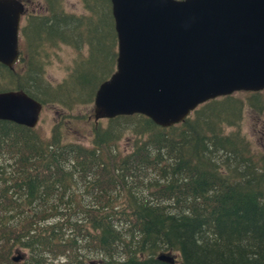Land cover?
Listing matches in <instances>:
<instances>
[{
	"label": "trees",
	"instance_id": "16d2710c",
	"mask_svg": "<svg viewBox=\"0 0 264 264\" xmlns=\"http://www.w3.org/2000/svg\"><path fill=\"white\" fill-rule=\"evenodd\" d=\"M109 1L86 0L88 15L57 0L24 14L20 56L13 68L0 63L13 77L0 91L69 110L92 103L116 65ZM45 42L91 45L73 83L45 81ZM104 49L110 71L89 91L90 80H76L80 66ZM263 92L247 93L250 111L262 110ZM241 101L237 93L208 100L166 128L141 114L93 121L89 145L71 139V118L49 135L0 120V264H264V151L241 132ZM217 149L227 153L212 157Z\"/></svg>",
	"mask_w": 264,
	"mask_h": 264
},
{
	"label": "water",
	"instance_id": "95a60500",
	"mask_svg": "<svg viewBox=\"0 0 264 264\" xmlns=\"http://www.w3.org/2000/svg\"><path fill=\"white\" fill-rule=\"evenodd\" d=\"M110 2L116 69L95 92V121L141 114L166 128L210 99L264 89V0ZM23 12L21 0H0V63L10 68ZM42 106L23 90L0 91V120L34 128Z\"/></svg>",
	"mask_w": 264,
	"mask_h": 264
},
{
	"label": "rangeland",
	"instance_id": "374dc122",
	"mask_svg": "<svg viewBox=\"0 0 264 264\" xmlns=\"http://www.w3.org/2000/svg\"><path fill=\"white\" fill-rule=\"evenodd\" d=\"M23 1H27L28 11H36L33 14L45 13V9L47 7L46 0ZM85 1L86 0H57V6H59V9L61 8L64 12L75 16L88 15L89 13H87ZM88 2L94 3V0H88ZM45 35L48 36V33ZM86 45L91 49V45L86 42L80 49H76L70 44L64 42H58L56 45H53L52 42H45L41 48L43 52H41L40 56V60L44 65L43 78L45 81L52 87H57L68 80L73 83L71 79V71L76 62L78 64L82 58L87 55L88 51ZM104 54L105 49L102 53L98 54L97 62L89 60V62L87 61L80 66L81 75H77L76 80L79 82H88L90 80V85L88 87L89 91L101 78L105 76V74L110 71V67L104 61ZM114 71L115 69L113 72ZM12 78L13 77H10L4 69H0V87L7 85ZM75 94L76 91L74 90L71 95ZM262 94L264 95V92ZM84 95L87 96L86 93H84ZM246 95H248L246 92L237 93L238 99L240 101L243 99L241 101L244 111L242 120L240 121L241 132L251 142L253 151L258 153L260 151H264V99H262V103L260 104L263 107L261 111H250V107L245 103V101L249 98V96ZM72 107L74 108L69 110L68 108L57 105L56 103L44 105L37 127H39L45 135H49L54 123H66L68 122L66 120L71 118V124H69V127L72 130V135L70 134L71 139H75L80 143L89 145L90 135L92 132L91 124L93 123V102L88 104H75ZM106 123L107 121L105 119L101 120L102 125L105 126ZM126 143V141L121 140L119 145L123 148L127 146ZM214 152L217 153L216 155L213 154L212 157L215 156L216 158L221 155L224 156L227 153L224 149H217ZM91 260H93V257ZM53 264L63 263L58 261Z\"/></svg>",
	"mask_w": 264,
	"mask_h": 264
},
{
	"label": "flooded vegetation",
	"instance_id": "af4514ba",
	"mask_svg": "<svg viewBox=\"0 0 264 264\" xmlns=\"http://www.w3.org/2000/svg\"><path fill=\"white\" fill-rule=\"evenodd\" d=\"M24 4L27 5V1H26V3H24ZM27 8H28V7H27ZM34 12H36V11H34ZM34 12H29V14H27L26 11H25V14L29 16V15H33Z\"/></svg>",
	"mask_w": 264,
	"mask_h": 264
},
{
	"label": "bare ground",
	"instance_id": "6f19581e",
	"mask_svg": "<svg viewBox=\"0 0 264 264\" xmlns=\"http://www.w3.org/2000/svg\"><path fill=\"white\" fill-rule=\"evenodd\" d=\"M19 56H20V54H19ZM19 56H18V59H19ZM18 59H17V61H18ZM247 93V92H246Z\"/></svg>",
	"mask_w": 264,
	"mask_h": 264
}]
</instances>
